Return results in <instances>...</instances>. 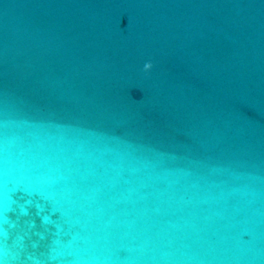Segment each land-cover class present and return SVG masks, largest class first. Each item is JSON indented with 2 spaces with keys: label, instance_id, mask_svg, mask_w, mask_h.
I'll use <instances>...</instances> for the list:
<instances>
[{
  "label": "water",
  "instance_id": "95a60500",
  "mask_svg": "<svg viewBox=\"0 0 264 264\" xmlns=\"http://www.w3.org/2000/svg\"><path fill=\"white\" fill-rule=\"evenodd\" d=\"M0 264H264V0H0Z\"/></svg>",
  "mask_w": 264,
  "mask_h": 264
},
{
  "label": "clouds",
  "instance_id": "9594fccd",
  "mask_svg": "<svg viewBox=\"0 0 264 264\" xmlns=\"http://www.w3.org/2000/svg\"><path fill=\"white\" fill-rule=\"evenodd\" d=\"M152 67H153V64H152L151 61H148V62H146V63L144 64V70H145V71H149V70H151Z\"/></svg>",
  "mask_w": 264,
  "mask_h": 264
}]
</instances>
